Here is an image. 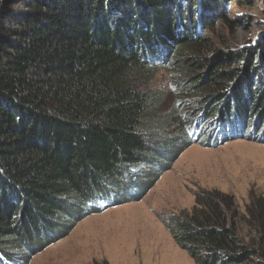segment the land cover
I'll return each mask as SVG.
<instances>
[{
  "label": "trees",
  "instance_id": "trees-1",
  "mask_svg": "<svg viewBox=\"0 0 264 264\" xmlns=\"http://www.w3.org/2000/svg\"><path fill=\"white\" fill-rule=\"evenodd\" d=\"M222 1L0 0V264H27V237L52 230L67 207L87 209L107 188H124V171L151 165L153 148L174 134L183 149L215 143L223 136L204 125L235 117L241 137L264 140V44L214 60L205 53L215 17L233 25ZM186 55L176 74L205 71L202 98L213 100L191 124L179 101L161 112L164 93L150 88L157 68ZM237 215L233 197L203 191L166 225L197 264H264V196L243 215L250 232Z\"/></svg>",
  "mask_w": 264,
  "mask_h": 264
},
{
  "label": "rangeland",
  "instance_id": "rangeland-1",
  "mask_svg": "<svg viewBox=\"0 0 264 264\" xmlns=\"http://www.w3.org/2000/svg\"><path fill=\"white\" fill-rule=\"evenodd\" d=\"M222 11L233 25L215 17L213 27L202 35L209 41L208 57L214 56V60L220 52H239L243 47L256 50L264 44V0H223ZM183 60L169 59L166 66L157 68L150 88L164 93L161 112H169L179 101L180 113L191 124L203 110H211L213 100L204 103L202 98L209 84V80L203 81L205 71L193 72L195 68L189 66L192 73L176 74L192 61L187 55ZM263 87L261 82L257 90ZM228 96L226 91L223 97L229 100ZM217 121L210 128L206 122L202 132L220 134L222 140L218 137L214 143L209 137L198 138L183 149L187 140L174 134L168 140L172 143L166 140V145L153 148L159 154L149 159L151 165L143 162L124 171V188H107L108 194L105 191L104 196L90 201L88 210L67 207L68 216H61L52 230L42 227L33 238L27 237V245L32 247V253L24 258L29 256L27 264H197L177 243L166 221L191 212L203 191L233 197L240 232H250L243 215L253 196H264V140L251 134L241 137L237 130L242 123L235 117L230 124ZM193 123L201 131L202 125ZM160 171L158 179L150 182Z\"/></svg>",
  "mask_w": 264,
  "mask_h": 264
},
{
  "label": "bare ground",
  "instance_id": "bare-ground-1",
  "mask_svg": "<svg viewBox=\"0 0 264 264\" xmlns=\"http://www.w3.org/2000/svg\"><path fill=\"white\" fill-rule=\"evenodd\" d=\"M2 259H0V261H1Z\"/></svg>",
  "mask_w": 264,
  "mask_h": 264
}]
</instances>
